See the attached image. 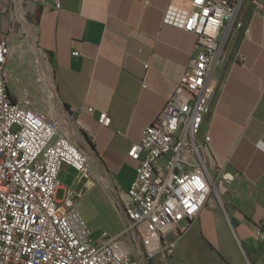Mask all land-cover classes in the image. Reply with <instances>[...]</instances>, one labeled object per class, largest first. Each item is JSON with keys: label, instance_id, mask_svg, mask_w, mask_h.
<instances>
[{"label": "crops", "instance_id": "0c3cea01", "mask_svg": "<svg viewBox=\"0 0 264 264\" xmlns=\"http://www.w3.org/2000/svg\"><path fill=\"white\" fill-rule=\"evenodd\" d=\"M195 9L193 0H0V42L11 47L9 92L15 101L29 94L36 108L60 112L63 130L96 168L80 181L65 166L57 197L75 192L89 220L112 211L119 221L113 234L122 233L132 260L264 264V16L252 3L221 30L228 69L200 134L210 136L216 169L233 175L226 190L207 195L186 231L179 230L183 221L165 236L148 222L138 236L126 232L119 211L136 177L130 146L189 70L197 37L184 24ZM101 112L110 115L109 126L99 122ZM171 241L177 247L165 259L161 248Z\"/></svg>", "mask_w": 264, "mask_h": 264}, {"label": "built area", "instance_id": "2783aa9c", "mask_svg": "<svg viewBox=\"0 0 264 264\" xmlns=\"http://www.w3.org/2000/svg\"><path fill=\"white\" fill-rule=\"evenodd\" d=\"M245 2L264 16V0H193L198 9L184 24L197 37L189 70L128 152L137 166L119 203L127 232L137 235L138 226L148 222L165 236L183 221L179 230L186 231L207 195L215 190L220 196L233 179L222 168L212 172L206 152L210 136L200 134L225 59L221 30ZM10 52L7 40L1 41L0 264H141L130 258L122 233L94 235L75 192L57 197L63 168H75L81 181L90 173L89 154L63 130L58 114L36 108L29 94L18 101L11 97L5 68ZM98 120L111 124L107 112ZM176 247L171 241L161 248L164 258Z\"/></svg>", "mask_w": 264, "mask_h": 264}, {"label": "rangeland", "instance_id": "374dc122", "mask_svg": "<svg viewBox=\"0 0 264 264\" xmlns=\"http://www.w3.org/2000/svg\"><path fill=\"white\" fill-rule=\"evenodd\" d=\"M227 69H228V63L226 59H224L221 67L217 70V73H216V79L218 82L221 80V78H224L227 72ZM44 103H45V100L43 104ZM40 109L53 110V112L60 115V112L58 110L51 109L46 105L41 106ZM89 164H90V167H93V169L96 168L95 162H90L89 160ZM94 177L95 176L93 175L92 176L93 180H95ZM57 196L60 197L62 196V194H57ZM90 216H91L90 220L87 219L86 217L85 218L88 221L89 227L91 228L92 232H94L95 236L105 231L113 234L116 232V230L119 229V221L117 217L113 214V212L110 211L109 209H103V211H100L97 214L91 213ZM126 232H127V229H126Z\"/></svg>", "mask_w": 264, "mask_h": 264}, {"label": "water", "instance_id": "95a60500", "mask_svg": "<svg viewBox=\"0 0 264 264\" xmlns=\"http://www.w3.org/2000/svg\"><path fill=\"white\" fill-rule=\"evenodd\" d=\"M206 152H207L209 159H210V167L212 169H214L216 164H217V160H216L215 156L213 155V153L211 152V149L209 148L208 145L206 147Z\"/></svg>", "mask_w": 264, "mask_h": 264}]
</instances>
